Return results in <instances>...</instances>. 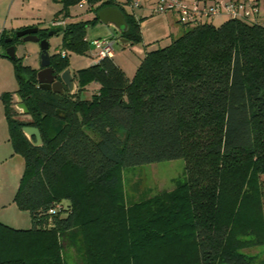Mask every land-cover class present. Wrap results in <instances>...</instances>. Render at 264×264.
<instances>
[{
  "label": "trees",
  "instance_id": "1",
  "mask_svg": "<svg viewBox=\"0 0 264 264\" xmlns=\"http://www.w3.org/2000/svg\"><path fill=\"white\" fill-rule=\"evenodd\" d=\"M58 1L66 18L80 0ZM86 2L95 12L119 6L128 24L121 36L142 41L139 19L115 0ZM88 24L53 30L63 50L86 52ZM37 27L47 38L51 29ZM18 29L0 31L4 51ZM10 59L29 116L17 117L14 93L2 95L9 140L25 163L14 201L31 226L0 223V264H63L66 245L84 264H252L243 249L264 244L263 25L187 26L146 52L132 78L111 57L74 71L72 93L41 88L40 67ZM50 60L57 74L68 68L67 54ZM92 82L98 89L85 97ZM24 125L39 129V146ZM177 158L186 176L172 190L123 203L121 169Z\"/></svg>",
  "mask_w": 264,
  "mask_h": 264
},
{
  "label": "rangeland",
  "instance_id": "2",
  "mask_svg": "<svg viewBox=\"0 0 264 264\" xmlns=\"http://www.w3.org/2000/svg\"><path fill=\"white\" fill-rule=\"evenodd\" d=\"M124 9L133 12L136 8L131 3L136 0H115ZM146 0H143L145 4ZM188 1V0H187ZM190 1V0H189ZM203 1V0H201ZM213 1L206 0L207 4ZM260 16L264 18V0H258ZM11 6L12 15L6 18L8 8ZM62 3L58 0H0V29L5 27L11 31V26H17L22 22H35L40 28L49 27L53 31L61 26L50 24L55 17L62 19ZM138 8V7H137ZM70 17H66L69 22L88 21L85 27V39L90 42L93 38H116L113 28L95 19L96 12L89 6L79 7L78 3L69 7ZM7 19V20H6ZM227 18L225 16H214L211 23L219 26ZM68 22V23H69ZM183 28V26H182ZM187 26H184L186 29ZM3 30V29H2ZM10 33V32H9ZM118 33V31H117ZM116 33V34H117ZM118 38V37H117ZM49 42V53L53 54L63 49L62 32L53 33L47 37ZM15 55L20 58L22 65L33 68L40 67V46L38 42L23 41L16 42ZM114 52L119 51L121 45L115 40ZM0 44V223L15 229H27L31 226L30 214L26 209L20 208L14 201L21 175L24 171V158L19 152H15L9 136L8 123L5 117L4 93H14L13 103H16L15 91L18 88V78L12 60L4 53ZM96 49L93 46L87 48L85 53H78L67 50L68 67L76 71L86 68L95 60ZM130 59L134 64L138 62L139 55L134 51L126 53L122 57ZM141 62V61H140ZM132 65V63H131ZM77 85H75V90ZM95 83L86 85L85 97L90 98L97 91ZM15 106V105H14ZM17 117L21 120H29V116L22 114L20 110ZM122 180L123 203L130 205L137 202L147 201L166 191L172 190L179 181L186 176V161L184 158L163 160L155 163L142 164L135 167L120 170ZM264 180V176H261ZM243 252L252 257V264H264V244L243 249ZM63 264H84L80 253L72 245H66L61 252Z\"/></svg>",
  "mask_w": 264,
  "mask_h": 264
},
{
  "label": "built area",
  "instance_id": "3",
  "mask_svg": "<svg viewBox=\"0 0 264 264\" xmlns=\"http://www.w3.org/2000/svg\"><path fill=\"white\" fill-rule=\"evenodd\" d=\"M140 0L133 1L131 6L136 8ZM86 0H80L78 5L83 7ZM174 13L179 23L183 26H194L203 21L210 20L217 15H225L228 18L240 19L251 24L264 26V18L260 16L258 0H214L211 4L201 0H155L153 13ZM53 26L65 25V19L54 18L50 22ZM114 38H93L89 45L96 49L95 61L113 56ZM61 56L67 54L66 50L59 51Z\"/></svg>",
  "mask_w": 264,
  "mask_h": 264
},
{
  "label": "water",
  "instance_id": "4",
  "mask_svg": "<svg viewBox=\"0 0 264 264\" xmlns=\"http://www.w3.org/2000/svg\"><path fill=\"white\" fill-rule=\"evenodd\" d=\"M96 17L104 24L113 25L118 31L120 38L118 43L123 45H130V41L121 36L122 31L128 29V24L124 13L118 6H106L96 11ZM37 26H28L18 29L15 32V36L21 38L23 41L38 42L40 46V69L37 71V80L39 86L44 89L52 90L55 93H63L67 88L69 92H74L76 79L71 73L69 68L64 69L61 73L57 74L50 65V53L49 42L47 38L40 39L37 35ZM54 31H49L48 35H52ZM12 37L5 39L6 42H10ZM6 55L12 59L16 58L15 46L13 44L8 45L5 49ZM16 103L15 108L20 112L27 114L28 109L23 103L20 95L15 93ZM22 132L27 138L35 145L39 146L42 143L41 134L37 127L31 125H24L21 127Z\"/></svg>",
  "mask_w": 264,
  "mask_h": 264
},
{
  "label": "crops",
  "instance_id": "5",
  "mask_svg": "<svg viewBox=\"0 0 264 264\" xmlns=\"http://www.w3.org/2000/svg\"><path fill=\"white\" fill-rule=\"evenodd\" d=\"M203 1H206V0H203ZM209 1H214V0H209ZM140 2L141 3L138 6V8L136 7V9L133 10V12H129V10H127V9H123V10H125L126 12H129V13H132L136 19H139L140 33H141L142 41L140 43L134 44V45H132V44L123 45V44L119 43L121 45V48H123V49H121L119 51L115 50V52H114V48H113V56L111 57L113 59V61L115 62V64L117 66H119L124 71L125 75L128 78L133 77L138 65L140 64V61L145 56L146 52H148L152 49H155L157 47L167 45L168 43L171 42V40L180 36L182 34V32L184 31V26L178 22L177 17L174 13H171V12L170 13H163V14L153 13V7H154L155 0H146L145 4H143V0H140ZM112 6H117V5H112ZM122 7L124 8V6H122ZM262 10H264V9H262ZM121 11H122V9H121ZM9 15H12L11 6H9V8H8V13L6 15L7 19H9ZM221 16H225V15L221 14ZM68 17H70V15ZM225 18L228 19L227 16H225ZM62 19H65L66 23L69 22V20L67 18H62ZM211 19H213V18H211ZM211 19H210V21H211ZM106 25L113 28V30L117 33L118 30L113 25H111V24H106ZM28 26H36V23L34 21L33 22H26V23L22 22L15 27L11 26L10 30H16L18 28H21V27L24 28V27H28ZM182 26H183V28H182ZM2 29H6V28L3 27ZM2 29H0V31ZM116 33H115V35H117V36H116L115 40L117 41L120 38L119 31L117 34ZM130 51H134V52L138 53L140 59L138 60V62L135 61V63H137V64H134L133 61L130 59H128V60L125 59L126 61H123L122 57L125 56L126 53H128ZM94 62H95V60L92 61L90 63V65L93 64ZM131 63H132V65H131ZM69 69L71 70V73L74 72V70H72L71 68H69ZM92 83H95V82H92ZM75 85H77V82H75ZM95 85L97 87L99 86L98 83H95ZM85 92H86V90H85ZM8 139H9V136H8L7 140Z\"/></svg>",
  "mask_w": 264,
  "mask_h": 264
},
{
  "label": "flooded vegetation",
  "instance_id": "6",
  "mask_svg": "<svg viewBox=\"0 0 264 264\" xmlns=\"http://www.w3.org/2000/svg\"><path fill=\"white\" fill-rule=\"evenodd\" d=\"M38 32H39V31H38ZM38 32H37L38 37H39L40 39H42V37L39 36ZM20 39H21V38H20ZM64 89H65V88H64Z\"/></svg>",
  "mask_w": 264,
  "mask_h": 264
}]
</instances>
